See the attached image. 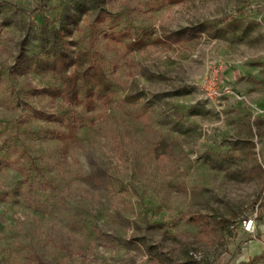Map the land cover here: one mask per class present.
Here are the masks:
<instances>
[{
	"label": "rangeland",
	"instance_id": "obj_1",
	"mask_svg": "<svg viewBox=\"0 0 264 264\" xmlns=\"http://www.w3.org/2000/svg\"><path fill=\"white\" fill-rule=\"evenodd\" d=\"M263 7L0 0V264H264Z\"/></svg>",
	"mask_w": 264,
	"mask_h": 264
},
{
	"label": "trees",
	"instance_id": "obj_2",
	"mask_svg": "<svg viewBox=\"0 0 264 264\" xmlns=\"http://www.w3.org/2000/svg\"><path fill=\"white\" fill-rule=\"evenodd\" d=\"M205 27L203 26H197L194 28H188V29H184L180 32L174 33L173 36H184V38H189V37H193L201 32H205ZM69 64H72V60L65 55L64 53H56L55 57L52 60V68L57 70L58 72H60L61 70H64L67 68V66ZM71 66V65H69ZM76 73H70L69 75H67L64 78V89L65 92L67 93V95L70 98H75V94H76ZM261 206L264 208V198H261ZM256 260V258L250 260L248 263L246 264H252V262ZM241 264H245V263H241Z\"/></svg>",
	"mask_w": 264,
	"mask_h": 264
},
{
	"label": "crops",
	"instance_id": "obj_3",
	"mask_svg": "<svg viewBox=\"0 0 264 264\" xmlns=\"http://www.w3.org/2000/svg\"><path fill=\"white\" fill-rule=\"evenodd\" d=\"M263 21H264V16H263ZM248 99L252 102L251 106L259 108V109L260 108H264V91H261L260 94H258L257 92H253V93H251L250 97H248ZM223 101H224V103H223V106H224L226 102L227 103L229 101H233L234 102V99L231 96H226V97L223 98ZM235 104L239 105V103H235ZM260 111H262V109ZM262 226L264 228V221L262 222ZM261 236H264V233ZM254 258L257 259L258 257H254ZM254 258H252V259H254Z\"/></svg>",
	"mask_w": 264,
	"mask_h": 264
},
{
	"label": "built area",
	"instance_id": "obj_4",
	"mask_svg": "<svg viewBox=\"0 0 264 264\" xmlns=\"http://www.w3.org/2000/svg\"><path fill=\"white\" fill-rule=\"evenodd\" d=\"M263 15H264V7H263V10H262V13L258 16V19H257L259 24H262V22H263ZM233 96H234L236 101H239V102L245 101V99L243 97L239 96V95H233ZM252 225H253V220H249L247 222V225H246V231H250L251 228H252Z\"/></svg>",
	"mask_w": 264,
	"mask_h": 264
}]
</instances>
